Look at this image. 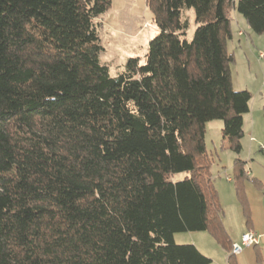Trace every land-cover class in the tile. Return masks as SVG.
<instances>
[{
	"label": "trees",
	"instance_id": "1",
	"mask_svg": "<svg viewBox=\"0 0 264 264\" xmlns=\"http://www.w3.org/2000/svg\"><path fill=\"white\" fill-rule=\"evenodd\" d=\"M111 1L0 0V264L211 262L173 235L220 238L205 124L238 152L229 15L263 34L264 0H146L157 34L115 77L96 24Z\"/></svg>",
	"mask_w": 264,
	"mask_h": 264
},
{
	"label": "rangeland",
	"instance_id": "2",
	"mask_svg": "<svg viewBox=\"0 0 264 264\" xmlns=\"http://www.w3.org/2000/svg\"><path fill=\"white\" fill-rule=\"evenodd\" d=\"M190 41L196 28L192 10L186 12ZM231 39L226 52L232 55L229 75L233 91L250 95L248 112L242 116V137L235 152L221 135L222 121L205 124L204 150L209 161L208 172L221 210V232L216 238L210 231L173 235L176 245H193L210 264H264V33L255 34L245 20L230 11ZM103 51L100 61L115 77L129 58L143 57L157 30L146 0H112L108 11L96 20ZM240 31L241 37H237ZM243 174L239 175V171ZM186 173L174 174L178 182ZM252 232L257 244L230 255L232 243ZM229 256H231L229 258Z\"/></svg>",
	"mask_w": 264,
	"mask_h": 264
},
{
	"label": "built area",
	"instance_id": "3",
	"mask_svg": "<svg viewBox=\"0 0 264 264\" xmlns=\"http://www.w3.org/2000/svg\"><path fill=\"white\" fill-rule=\"evenodd\" d=\"M241 35V33H238ZM257 244V238L252 232H247L241 235L239 243H232L230 246V255L235 256L242 252L243 248Z\"/></svg>",
	"mask_w": 264,
	"mask_h": 264
},
{
	"label": "crops",
	"instance_id": "4",
	"mask_svg": "<svg viewBox=\"0 0 264 264\" xmlns=\"http://www.w3.org/2000/svg\"><path fill=\"white\" fill-rule=\"evenodd\" d=\"M229 16H230V15H229ZM232 19H234V20H235V23L237 22V20H236L235 16H233V17H230V20H231V21H232ZM236 24H238V22H237ZM238 33H240V31H238V32H237V37H241L242 35H238Z\"/></svg>",
	"mask_w": 264,
	"mask_h": 264
}]
</instances>
